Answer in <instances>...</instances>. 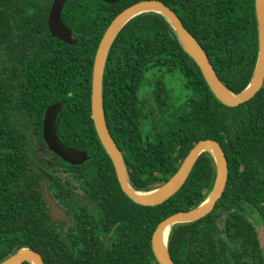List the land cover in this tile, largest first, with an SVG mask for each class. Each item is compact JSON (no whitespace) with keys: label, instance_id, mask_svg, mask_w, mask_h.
I'll use <instances>...</instances> for the list:
<instances>
[{"label":"trees","instance_id":"obj_1","mask_svg":"<svg viewBox=\"0 0 264 264\" xmlns=\"http://www.w3.org/2000/svg\"><path fill=\"white\" fill-rule=\"evenodd\" d=\"M138 1L67 0L63 19L78 40L72 45L51 36L48 21L54 0H0V262L19 248L30 247L46 264H160L152 249L156 227L168 216L198 206L211 191L216 164L212 154L204 152L170 199L157 206L138 204L122 190L99 139L92 118L97 49L112 20ZM162 1L203 45L220 78L235 92L243 90L258 58L255 0ZM137 60L143 69L141 81L144 70L153 66L160 78L184 75L189 109L184 120L179 118L178 129L171 126L167 137L158 135L159 173L139 178L135 186L152 189L167 181L201 139L218 140L229 161V180L215 209L173 228L169 241L173 259L177 264H264L258 228L249 217L251 208L264 222V87L238 106L223 104L168 21L158 13H144L122 30L109 56L104 93L114 133L121 73L127 66L134 68ZM125 61L131 64L126 66ZM56 102L64 103L57 122L59 136L68 145L87 150L97 171L109 174L115 183L111 187L119 190L111 202L116 213L129 211L120 210V204L139 208V235L113 245L70 243L58 229L44 195L45 174L36 160L37 150L50 151L43 136L44 119Z\"/></svg>","mask_w":264,"mask_h":264},{"label":"water","instance_id":"obj_2","mask_svg":"<svg viewBox=\"0 0 264 264\" xmlns=\"http://www.w3.org/2000/svg\"><path fill=\"white\" fill-rule=\"evenodd\" d=\"M116 4L121 0H103ZM67 0H54L49 16L51 36L68 44L76 45V32L63 19V10ZM258 25L259 50L254 73L249 84L240 92L232 90L219 76L203 45L185 26L179 14L162 0H141L127 6L108 26L98 46L92 76V118L96 131L104 148L115 166L118 179L125 193L136 203L145 206L163 204L176 194L186 183L198 159L204 152L212 154L216 164V176L213 187L205 200L189 210L178 211L161 221L152 237V249L160 264H177L173 259L169 241L175 226L198 221L209 215L222 198L229 180V161L221 143L213 138L197 141L187 154L179 169L164 183L152 189H138L132 185L122 151L115 140L106 116L104 83L107 63L114 43L122 30L137 16L144 13L162 15L173 28L184 50L199 65L208 85L216 97L227 106H238L251 100L264 87V0H255ZM64 103L50 105L44 119L43 136L50 151L72 164H83L88 161L89 154L85 149L70 146L58 134L57 122ZM44 195L51 217L54 221L68 219L65 211L56 203L51 195L46 179ZM168 232V233H167ZM261 247L264 251V226L259 232ZM46 264L43 255L30 247H21L0 264Z\"/></svg>","mask_w":264,"mask_h":264},{"label":"flooded vegetation","instance_id":"obj_3","mask_svg":"<svg viewBox=\"0 0 264 264\" xmlns=\"http://www.w3.org/2000/svg\"><path fill=\"white\" fill-rule=\"evenodd\" d=\"M132 63L135 67L128 68L131 63L125 61L127 67L121 73L122 82L115 102L119 121L116 133L112 132L106 103L105 108L109 128L135 186L139 178H153L159 173L156 168L158 135L167 137L171 126L180 127L179 118L184 120L188 113L189 93L184 75L180 78L179 74L168 73L160 78L158 67L153 66L144 70L141 81V61ZM152 63L154 65V61ZM36 160L37 167L45 174L43 179L47 180L51 195L66 213L68 219L57 220V227L70 243L103 241L106 245H113L120 239L140 234L141 211L137 206L120 204V210L128 208L129 211L115 212L116 204L111 202L119 190L111 187L115 183L110 181L108 173L97 171L96 163L88 159L83 164H72L43 148L37 150Z\"/></svg>","mask_w":264,"mask_h":264},{"label":"rangeland","instance_id":"obj_4","mask_svg":"<svg viewBox=\"0 0 264 264\" xmlns=\"http://www.w3.org/2000/svg\"><path fill=\"white\" fill-rule=\"evenodd\" d=\"M177 83V81H175ZM180 84V83H177ZM249 217L250 219L253 221V223L256 225V227L258 228V232L262 231V228L264 226V222L263 219L260 215V213L257 210L251 209L249 211ZM225 215L222 217V221H221V225H223V220L225 219Z\"/></svg>","mask_w":264,"mask_h":264},{"label":"bare ground","instance_id":"obj_5","mask_svg":"<svg viewBox=\"0 0 264 264\" xmlns=\"http://www.w3.org/2000/svg\"><path fill=\"white\" fill-rule=\"evenodd\" d=\"M168 233V232H167Z\"/></svg>","mask_w":264,"mask_h":264}]
</instances>
